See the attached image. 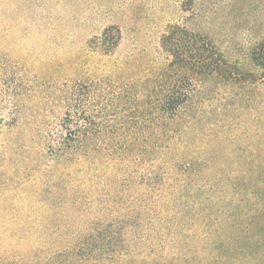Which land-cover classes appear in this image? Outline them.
<instances>
[{"label":"trees","instance_id":"trees-1","mask_svg":"<svg viewBox=\"0 0 264 264\" xmlns=\"http://www.w3.org/2000/svg\"><path fill=\"white\" fill-rule=\"evenodd\" d=\"M182 6L190 14L164 31L161 66L133 60L117 80L71 83L21 144L11 139L20 122L12 119L0 169L22 156L29 167L17 165L11 179L0 172V202L14 204L11 195L23 192L35 202L30 207L60 214L64 200L90 195L87 182L104 169L110 186L103 195L137 198L140 224L169 227L181 216L182 229L203 225L208 233L233 223L264 248V164H241L232 151L209 149L222 140L207 126L227 125L217 107L205 110L221 88L243 101L254 86L264 85V0H183ZM95 41L102 55L112 54L121 31L109 26ZM58 109L63 116L52 117ZM28 176L34 178L30 188ZM219 203L222 219H212ZM68 247L39 248L35 256L53 254L37 264H82ZM0 264L16 263L0 258Z\"/></svg>","mask_w":264,"mask_h":264},{"label":"rangeland","instance_id":"rangeland-1","mask_svg":"<svg viewBox=\"0 0 264 264\" xmlns=\"http://www.w3.org/2000/svg\"><path fill=\"white\" fill-rule=\"evenodd\" d=\"M182 3L0 0V152L13 118L18 116L20 122L11 129V139H19L21 144L48 115L50 103L71 83L115 80L133 60L161 66L165 61L160 48L164 31L190 14L184 12ZM109 26L120 29L121 42L112 54L102 55L95 38ZM220 92L218 100L205 104V110L217 107L227 126H207L220 132L217 138L222 140L208 148L215 145L223 152L232 151L241 164H264V85L254 86L252 97L243 101L229 90L221 88ZM51 116L61 118L63 110ZM213 133L212 139L216 137ZM20 160L5 164L0 169L3 176L13 178L19 164L29 167L25 157ZM107 173L100 170L99 176L87 182L92 190L88 197L64 200L60 214L55 210L42 214L32 208L35 202L31 204L23 192L11 195L14 204L0 202V258L37 264L53 254L45 251L35 256L39 248L64 250L69 246L82 264H264V258L254 257L256 251L264 253L261 244H252L243 228L233 223L208 233L203 225L182 229L181 216L169 227L160 222L140 224L143 213L137 198L127 193L103 195L110 186ZM33 180L30 176L24 179L29 188ZM3 192L1 189L0 196ZM223 211L219 203L211 212L212 219L221 220ZM55 218H60L59 225ZM41 244L45 247H39Z\"/></svg>","mask_w":264,"mask_h":264}]
</instances>
